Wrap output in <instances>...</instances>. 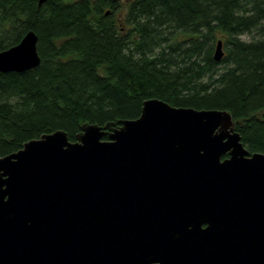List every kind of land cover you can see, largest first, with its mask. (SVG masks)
I'll use <instances>...</instances> for the list:
<instances>
[{
	"label": "water",
	"instance_id": "95a60500",
	"mask_svg": "<svg viewBox=\"0 0 264 264\" xmlns=\"http://www.w3.org/2000/svg\"><path fill=\"white\" fill-rule=\"evenodd\" d=\"M37 38L0 49V72L36 66ZM0 264H264V152L228 110L158 97L30 138L0 155Z\"/></svg>",
	"mask_w": 264,
	"mask_h": 264
},
{
	"label": "trees",
	"instance_id": "16d2710c",
	"mask_svg": "<svg viewBox=\"0 0 264 264\" xmlns=\"http://www.w3.org/2000/svg\"><path fill=\"white\" fill-rule=\"evenodd\" d=\"M29 29L39 63L0 72V155L55 129L116 127L148 97L226 109L264 152V0H0V49Z\"/></svg>",
	"mask_w": 264,
	"mask_h": 264
},
{
	"label": "rangeland",
	"instance_id": "374dc122",
	"mask_svg": "<svg viewBox=\"0 0 264 264\" xmlns=\"http://www.w3.org/2000/svg\"><path fill=\"white\" fill-rule=\"evenodd\" d=\"M125 29H126V28H125ZM252 32H254V31H252ZM252 32H250V33L245 32V33H243L241 36H242V38L248 39V38H250L251 34H253ZM221 65H222V64H221Z\"/></svg>",
	"mask_w": 264,
	"mask_h": 264
}]
</instances>
